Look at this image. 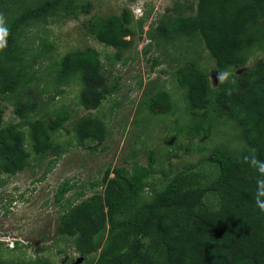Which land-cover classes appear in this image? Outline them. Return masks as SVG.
I'll use <instances>...</instances> for the list:
<instances>
[{
  "label": "trees",
  "instance_id": "1",
  "mask_svg": "<svg viewBox=\"0 0 264 264\" xmlns=\"http://www.w3.org/2000/svg\"><path fill=\"white\" fill-rule=\"evenodd\" d=\"M73 7L72 0H43L3 26L8 34L0 48V93L13 94L34 83V68L46 55L41 47L47 40L40 43L37 54L29 56V48L19 42L22 29L56 10L67 12ZM175 10L177 15L158 26L161 35L168 39L200 35L220 69L243 63L246 50L264 34V0H197L189 5L176 4ZM129 22L130 11L125 9L121 16L100 24L96 35L108 45L125 49L132 43ZM151 60L154 68L158 57ZM75 70L83 73L81 100L86 108H99L119 90L120 78L110 80L96 51L68 53L62 74L67 76ZM178 78L187 88L193 108L212 105L222 115L237 120L244 139L255 151L233 156L215 149L206 159L209 169L201 163L178 172L152 201L141 204L140 192L156 161V152L151 151L147 166L136 163L132 170L121 166L114 169L112 177L107 170L103 193L67 207L58 219L57 231L76 236L75 247L82 256L99 251L93 264H264V208L260 206L264 204V63L261 70H246L238 89L230 81H222L216 95L212 94L208 74L194 61L179 69ZM55 98L49 94L45 99L39 88L30 87L16 103L21 121L0 126L1 168L5 172L17 173L28 165L25 127L31 129L37 153L61 155L63 149L52 134L65 128L75 114L65 105L47 110ZM140 102L157 114L168 111L171 100L153 79L145 86ZM74 127L81 140L91 138L101 144L106 138L107 126L99 116L83 115ZM211 130L212 124H197L189 135L209 136ZM73 188L70 180L65 181L56 199L60 201ZM209 194L218 197L214 208L205 201ZM107 224V239H96Z\"/></svg>",
  "mask_w": 264,
  "mask_h": 264
},
{
  "label": "rangeland",
  "instance_id": "2",
  "mask_svg": "<svg viewBox=\"0 0 264 264\" xmlns=\"http://www.w3.org/2000/svg\"><path fill=\"white\" fill-rule=\"evenodd\" d=\"M43 0H0V23L7 25L21 12ZM74 7L56 10L47 17L26 25L20 35L21 45L29 48V56L41 47L46 55L35 66L37 79L13 94L0 93V126L21 121L16 103L30 87L39 88L46 99L56 95L47 110L67 106L75 118L65 128L53 132V140L62 147L61 155L37 153L30 127H25L28 165L17 173L5 172L0 156V264H93L99 251L82 256L75 247L76 236L57 231L62 212L94 193H103L107 170L124 166L132 170L136 163L147 166L149 154L156 152L152 174L145 179L140 203L153 200L180 171L198 166L210 168L207 157L215 149L242 156L252 149L244 139L240 123L222 115L210 105L195 109L180 85L179 69L196 62L210 79L216 95L222 81H230L238 89L246 70H261L264 63V34L246 50L245 61L220 69L200 35L166 38L158 31L162 21L177 15L176 4L189 5L197 0H72ZM130 11L128 26L132 43L125 49L108 45L96 35V28L107 18ZM185 14L189 13L186 9ZM53 48L49 49V44ZM48 49V51H47ZM96 51L103 71L110 80L120 78L119 90L108 96L97 109L84 106L81 94L83 73L62 74L64 57L71 52ZM152 57H158L152 68ZM156 79L170 95V109L152 114L141 106L145 86ZM29 87V88H28ZM62 91V93H58ZM83 115L103 118L107 126L105 140H81L74 127ZM40 116V115H39ZM209 126L211 134L196 138L189 135L194 125ZM70 180L74 188L60 201L56 199L61 184ZM206 203L217 206L218 197L209 194ZM125 217L127 214H121ZM109 224L96 235L106 240Z\"/></svg>",
  "mask_w": 264,
  "mask_h": 264
},
{
  "label": "clouds",
  "instance_id": "3",
  "mask_svg": "<svg viewBox=\"0 0 264 264\" xmlns=\"http://www.w3.org/2000/svg\"><path fill=\"white\" fill-rule=\"evenodd\" d=\"M7 34H8L7 28L3 27L2 23H0V48H3L5 46L6 43L5 37L7 36ZM261 194H264V191H262ZM260 206L261 208H264V204H261Z\"/></svg>",
  "mask_w": 264,
  "mask_h": 264
}]
</instances>
